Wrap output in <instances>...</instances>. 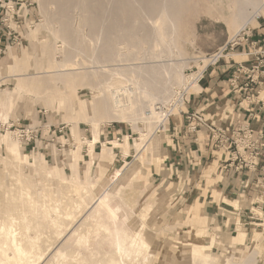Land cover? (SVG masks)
Returning a JSON list of instances; mask_svg holds the SVG:
<instances>
[{"label": "rangeland", "instance_id": "374dc122", "mask_svg": "<svg viewBox=\"0 0 264 264\" xmlns=\"http://www.w3.org/2000/svg\"><path fill=\"white\" fill-rule=\"evenodd\" d=\"M3 1L4 4H0V69L7 64L15 66L5 67L0 75V97L6 93L5 96L12 102L8 121L0 123V203L5 205L0 209V216L18 204L19 200L14 201L11 197L20 198L18 193L23 192L20 187L24 185L18 183L20 179L31 190L34 189L32 192L37 199H43L50 188L47 182L59 194L61 186H69L73 175L86 183L92 181L94 188L88 202L93 209L105 190H111L126 173L123 185L118 186L121 191H117V195L138 211L139 217H133L135 224L142 234L147 233L149 238H153L155 248L139 264H169L165 257L175 256L176 249L183 256L192 257L188 245L194 242L209 250L211 260L208 264H240L246 259L250 264H264V151L255 168H244L241 174L239 171L222 172L228 153L211 148L205 133H188L187 118L176 115L167 122L165 116L164 129L160 128L161 121L149 120V124L146 119L132 122L127 118L107 119L91 97L100 88L95 84L99 77L87 72L83 65V61L90 63L89 60H93L85 49L93 50V55L98 57L102 47L117 49L126 46L131 52L128 57L132 60L130 62L154 65L158 71L152 84L146 87V94L152 96L144 98V111L152 108L155 113H164L169 108L168 104L179 97V93L174 95L175 92H180L189 84L186 80L198 75L190 77L185 75L186 72L196 71V66L202 69L197 57L217 50L241 28H245L251 36L243 46L245 51L258 49L264 52V42L256 35L257 30L264 28V0H252L255 4L242 0ZM6 4H17L19 10L14 18L11 14L6 16ZM163 11L167 14L163 19L168 20L167 26L172 29L165 42L151 31ZM2 19L8 21L1 23ZM72 26L81 32L79 37ZM85 26L88 27L84 30ZM112 26L116 32L111 34ZM85 31L89 34L86 35ZM125 37L131 39L124 40ZM14 40H21L22 46L15 44ZM252 42L257 45H251ZM78 43L80 50L73 56L69 55L71 46ZM245 51L243 48L235 50L230 56L232 58L226 57L209 72L222 65H233L235 72L238 62L251 64L253 61L249 57L253 56L255 60L256 56L247 55ZM118 58L115 55L109 61L116 63ZM68 60L77 64V71L60 74L58 63ZM234 72L226 83L229 91L233 88L231 95L219 104L222 106L234 94L244 98L245 104L252 103L256 109L249 111L248 118L229 120V124L236 128L240 124L249 125L254 131L253 137L257 138L258 133L264 134L263 119L254 118L256 110L258 114L264 111V78L247 91H238L230 85ZM140 78L145 81L148 76L144 74ZM105 82H110V79L106 77ZM143 89L140 86L137 93ZM83 94L88 96L85 98ZM206 98L209 102L210 97ZM190 106L188 110L192 114L196 108ZM211 108L206 107L207 110ZM84 110L89 116L82 115ZM4 111L0 109V121ZM203 113L210 117L206 111ZM139 117L143 115H136V118ZM95 120L98 123L96 129ZM135 123L139 128L147 129L143 140L140 139V131L134 128ZM96 131L100 134L98 142H94ZM193 134L201 140L205 139L211 148L209 153L201 146L191 148L179 144L180 138ZM114 142L120 143L119 146ZM143 145H146L145 148ZM151 146L154 150L149 154ZM92 148L99 161L103 157L110 160H107L108 163L103 161V165L98 161L94 163L91 175L87 176L86 166L92 163ZM63 180L69 183H62ZM6 190L9 195H6ZM6 198H10L9 201ZM236 200H243L246 205L238 208L234 204ZM102 205H108L107 198L103 197ZM198 206L201 218L188 213V210ZM140 220L145 221L146 226L141 225ZM79 224L76 220L70 227L71 231H63L65 237L61 235V238L65 240L56 232H50L49 225H46L42 233L45 237L41 235L39 243L41 248L45 247L46 253L49 251L42 260L44 264L58 249H74L98 257L100 244L114 249L113 239L110 241L103 233L96 235L99 238L91 248L78 246ZM238 224H244L247 230L244 242L238 234ZM206 226L210 233L215 231L219 237L216 233H212V239L206 235ZM255 233L259 234L258 240ZM237 235L239 242L235 240ZM52 244L51 249L49 245ZM178 245L180 247H176ZM53 248L56 250L53 251ZM159 253L163 255L158 258ZM192 259L195 262L196 259Z\"/></svg>", "mask_w": 264, "mask_h": 264}, {"label": "bare ground", "instance_id": "6f19581e", "mask_svg": "<svg viewBox=\"0 0 264 264\" xmlns=\"http://www.w3.org/2000/svg\"><path fill=\"white\" fill-rule=\"evenodd\" d=\"M242 1L247 3H251V2L254 3L252 0H242ZM165 16H167V14L165 11H163L160 14V18H158L155 21V24L151 27V31L157 33L158 38L162 42L166 41V36L172 34V29L169 26H167L168 20L163 19ZM50 24L51 23H49L48 25ZM72 27L76 36L79 37L81 35V32L75 26ZM86 27L88 26H85L84 30ZM114 28L115 27L112 26L110 28L109 33L112 34L116 32ZM86 32L87 31H85V34L88 35L89 32L88 33ZM55 34L57 35L58 31ZM110 39L112 38L110 37ZM130 39L131 37H125L124 40H130ZM79 50H80L79 43L78 45H72L68 54L73 56L72 54ZM85 52L87 54H90L93 60H89L90 63H88L87 61H83L84 69L87 72L97 75L99 77L98 81L96 80L97 82H95V84H97V86H100V88L97 89V91H94L91 97L94 99L95 103H97L100 106L99 107V109H101L100 113H103L105 118L107 119L127 118L129 119L130 122L136 119L137 120L146 119L148 120L149 124H150L149 120H151V122H156V123L157 121H161L160 128L161 129L165 128L164 117L166 116V118H168L170 114V109L174 105L179 106L182 100H181L180 92H175L174 95L176 96L179 93V97L178 98L176 97V99L172 104L170 103L168 104L169 108L166 110V112L164 113L159 112L158 114L155 113V109L153 110L152 108H149V110L144 111V107H145L144 98H150L152 96V94H146V90H147L146 87L152 84L153 77L156 74H158V71L154 69V67L156 66L154 65L148 66L147 63L130 62L132 60L128 59V57L130 56L131 52L126 46L123 48L117 47V49L114 48L113 46H110L108 48L102 47L98 57H96L97 55H93L94 52L91 49H85ZM115 55L119 56V58L116 60V63L109 61ZM67 57L69 58V56ZM58 65L60 66V70H58L60 74L69 73L77 69V67H75L77 64L74 62L71 63L69 60L68 62L67 61L59 62ZM144 74L148 76V79L142 81L140 77ZM106 77L110 79V82L108 83L105 82ZM179 77L181 78L183 76L179 75ZM198 79H199V75H197L194 78H190L186 80V82L189 83L186 86L189 85L194 86L195 84H198ZM140 86L144 87V89L141 90V92L137 93V89ZM155 94L157 93L155 92ZM83 96L86 98L88 95L83 94ZM85 112H83L82 115L84 117L89 116V114L87 112L85 114ZM140 114L143 115V117H141L142 119L140 117L136 118V115L138 117ZM96 121L97 120L93 121L95 129L98 126V123ZM136 124L137 123H135V125L133 124L134 128L140 131L141 133L140 139L143 140L147 134V129H141ZM94 138H95L94 142H98L100 140V134L98 131H96V135ZM114 143L117 146H119L120 144L118 142H114ZM145 146L146 145H143V148H145ZM149 149H148L149 150L148 153L149 154L153 153L154 146L149 147ZM71 157L73 158V155ZM98 157L99 156L95 154V151L93 149V151L91 152L92 163H89L86 166L87 176L91 175L92 165L94 163L98 161V164L100 163L101 165L103 161H105L104 163L106 162L108 163V161L110 160V158L108 157H103L104 159H102V161H99ZM22 158L24 159V156ZM25 158L27 159L28 156L25 155ZM139 175L140 173H138V176ZM27 176L29 178V174ZM73 176L74 177H72L73 179L70 181V183L64 180L62 181V183L64 182H66V184L69 183V186H64L65 184L61 186V191L59 194L55 192L53 185L50 184V182H47L48 186L50 185V188L48 189L47 193L44 195L43 199H37V197L33 195L34 189L32 188L33 190H31V188L28 185H26L25 181H22L20 179L18 183L20 185L24 184L23 187L22 186L20 187L22 189L20 190L23 192L18 193L20 194L19 199L16 198L17 196L15 195L11 197L12 199H14V201L19 200L18 204H14L13 208L7 211V213H3L0 216V264H42V263L44 264V261L42 260L45 258L46 254H48L49 251L46 253V251H44L45 247L44 248L42 247L43 248L42 249L39 244L41 240V235L43 233V229L46 227V225H49L50 232L51 231L56 232V235L57 234L60 235L59 237L61 238V235H63L64 230L70 229L71 231L70 227L73 226L72 224L76 220L80 222L79 229L75 228L79 230V234H77L78 235L77 240L79 244L78 246L81 247L85 246L89 249L92 243L96 244V241L99 238V237L96 238V235L98 236L99 234L103 233L109 238L110 241L112 239L114 240L111 241L113 242L114 249H110V245L100 244L99 247L100 251H98L100 257H98V255L95 256L94 254L91 253H83L78 250L74 251V249L72 251L71 249L70 251L68 250L64 251L58 249L54 253V255L50 257V259H48V261L45 264H139L140 262H142V260L147 259L148 255H151L153 253V248H154V245H152L153 238H149L147 233L142 234L140 229L137 228L138 225L135 224V219L133 217L138 216L137 214L138 211L131 208L128 203L123 201V199L117 195L119 194L117 191L120 190L118 186L123 185L124 183L123 180L125 179L126 173H124L117 180V183L114 185V187L111 190L109 191L105 190V193H103V195L97 199L99 203L93 209L89 205L88 196L91 190L94 188V183L92 181H88L86 183L85 181L79 179L77 175H73ZM137 177L133 179H136ZM19 178L20 177H18V179ZM6 187L8 188V186ZM6 192L5 193L7 195L8 191L6 190ZM103 197L107 198L108 200V205L106 207L102 205ZM20 199L22 202H20ZM0 204H1L0 209H2V207H4L5 205L2 206L3 202ZM234 204L239 208L240 206L239 203L234 202ZM243 205H246V203H244ZM140 222L141 225L146 226L145 221L140 220ZM243 225H239L238 234L241 238V241L244 242L247 235V230L243 227ZM257 234L258 233H255V239L258 240L259 234L258 235ZM44 235L45 234H43L42 236ZM57 241L59 240L57 239ZM53 242L55 243L56 241ZM111 242H107V243L110 244ZM49 246H50L49 248H51L53 244ZM188 246L192 250V254H193L192 257L183 256L179 252V250L176 249L175 256L171 257L166 255L165 258L169 261L168 263L169 264H208L209 263V260H211V256L209 255L210 253L209 250H207L205 246H203L201 243H195V242L193 243V245H188ZM176 247H180V245ZM54 249L56 250V248H53V251H55ZM160 255L163 254L159 253L158 258ZM192 258H195L196 260H198V262L196 260L194 262ZM240 264H250V261L246 259Z\"/></svg>", "mask_w": 264, "mask_h": 264}, {"label": "built area", "instance_id": "2783aa9c", "mask_svg": "<svg viewBox=\"0 0 264 264\" xmlns=\"http://www.w3.org/2000/svg\"><path fill=\"white\" fill-rule=\"evenodd\" d=\"M0 4L3 5L4 1L0 0ZM18 10L17 4H6L5 6L6 16L11 14L10 16L12 18L18 13ZM6 21L8 20L2 19L1 23ZM250 37L249 32H247L245 28H241L230 36L225 44L217 50L211 53L201 54L197 57L198 63L202 66V69L196 66V71L191 70L190 72H186L185 75L191 77L193 74H198V84L200 85L211 67L218 66L226 57L229 59L232 58L230 56L239 48H243L244 52L245 47L243 46L249 41ZM14 41L18 46H22L21 40ZM254 44L257 45V43H251V45ZM246 54L254 55L256 59L248 65L244 62L237 63L236 71L230 79V85L234 88H238V91L242 89H246L247 91L251 86L259 83V81L264 78V52L258 51V49L251 52L249 49ZM195 93L198 92L195 91V87L192 85L180 89L182 102L179 106L174 105L171 108L172 110L170 109L167 122H170L176 115L187 118L188 126L186 130L188 133L203 132L207 135V143L211 144V148L218 150L217 152L221 150L227 152L228 158L223 162L222 172L224 170L234 173L239 171V174H241V170L244 168H255L258 164L260 155L263 154L264 151L263 132L258 133L256 136L257 138H254V131L249 125L245 127V125L240 124L239 127L236 128V126L229 124L228 119L221 117L210 118L203 113V110L196 109L192 114H189V103ZM238 117L239 120H242L240 113H238L237 118Z\"/></svg>", "mask_w": 264, "mask_h": 264}, {"label": "crops", "instance_id": "0c3cea01", "mask_svg": "<svg viewBox=\"0 0 264 264\" xmlns=\"http://www.w3.org/2000/svg\"><path fill=\"white\" fill-rule=\"evenodd\" d=\"M256 35L258 39H261L262 43L264 42V28L263 29H259L256 31ZM250 61H254V57L250 56ZM7 66H15L14 64H7L1 67L0 69V75L3 74V69ZM222 68V69H221ZM220 69V70H219ZM234 68L233 65L232 67L230 66H226V65H222V67H218L216 69H214L213 71L206 73L205 78L202 80L203 84H197V86L195 87V91L198 93H195L192 98L191 101L189 103V105L191 104L190 107L196 108L197 110H203L206 111L207 114L210 117H221V118H226L228 120H233V121H238L239 117L238 116V112H241V110L243 112H241V117H243L244 119L248 118L249 115V111L252 110L254 108L252 103H246L245 104V99L242 98L239 95L234 94L232 99L227 98L226 101L222 104V106H220V102H222L221 100H225L224 98L228 97L229 95H231V90H233V88L229 91L228 87L226 85L227 78L229 76L232 75V73L234 72ZM215 73H217L215 75ZM229 80V79H228ZM201 82V83H202ZM231 88V87H230ZM264 88V86H263ZM6 94V93H5ZM5 94H3L0 97V109H4L5 111L2 113V120L1 122H6L9 119V115H10V107H11V100L5 96ZM206 96L210 97L209 102H207V98ZM192 100H193V104H192ZM193 105V106H192ZM212 107L211 110H207L206 107ZM220 106V107H219ZM225 109V110H224ZM256 109V108H254ZM223 110V111H221ZM256 115L254 118L263 119L264 122V111H260V113H257L256 110ZM183 146H187V147H200L201 149H206V152L209 153V151H211V148L208 147L205 143V139L201 140L199 136L193 134L191 136H185L180 138V143ZM210 148V149H209ZM162 162V161H161ZM160 162L158 164V168L160 166ZM224 198V197H223ZM235 202L239 203L241 206L246 203L245 201H239L236 200ZM244 206V205H243ZM199 210V206L198 207H193L190 210H188V213H190L191 215H196L199 218H201V215L198 213ZM200 228V227H199ZM205 229L207 230L206 235H210L211 239H212V233H216L219 237V234L215 231L210 233L209 227L206 226ZM205 235V238H206ZM247 236V235H246ZM238 235L235 238V240L237 242L238 241ZM212 241V240H211ZM242 243V242H240Z\"/></svg>", "mask_w": 264, "mask_h": 264}]
</instances>
